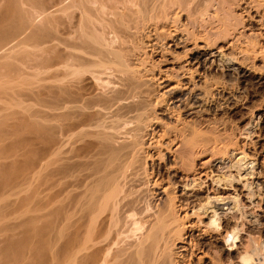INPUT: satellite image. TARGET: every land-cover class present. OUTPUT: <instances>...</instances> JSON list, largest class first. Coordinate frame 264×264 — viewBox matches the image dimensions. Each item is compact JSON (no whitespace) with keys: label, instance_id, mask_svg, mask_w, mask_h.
<instances>
[{"label":"rangeland","instance_id":"1","mask_svg":"<svg viewBox=\"0 0 264 264\" xmlns=\"http://www.w3.org/2000/svg\"><path fill=\"white\" fill-rule=\"evenodd\" d=\"M202 1L200 0V7H204L201 5L206 3V7L211 5L207 13L203 10V13L195 11L198 7L195 0L189 6L190 12H181L176 17L177 22L168 29L161 30L159 36H155L157 39L150 42L139 39L135 41L138 42L136 50L143 53L145 61L137 74L126 71L124 75V83L130 88L123 92V99L128 98L125 101L127 105L125 103L124 106H145V101L143 103L139 96L134 100L128 96H132L131 91L137 94L138 90L147 89V84L150 83L148 80L154 77L152 81H156L151 83L160 85L151 89L158 93L154 95L159 98L156 100L153 95L149 100L150 106L146 105L145 108L155 106L150 113L158 121L150 117L153 119L151 129L155 135L165 136L161 138V147L146 148L147 157L144 154L140 158V155L133 158L134 161L131 160L132 164L128 163L132 166L127 172L134 173L138 171L136 169H141L139 172L143 174L146 171L149 173L146 176L148 179L144 178L150 183L146 186L144 178H141L142 183L140 178V182H128L124 186L126 195H129L126 200H130V203L134 200L132 204L141 200L139 206L134 204L139 208L150 203L154 208L163 210L169 209L172 203L175 216L184 219L185 214H188V218L184 220L193 224L182 237L183 240H179L172 250L165 252V255L163 253L152 264H242L241 257L246 253L249 257L252 255L250 264H264V0H222L224 6L219 3L221 0H214L212 4V1ZM221 6L225 9L220 8ZM36 16L29 24L25 20L26 24L15 20L18 24L14 22V27H9L15 28V32L19 28H25V31L29 29L26 32L30 36H38L36 39L40 41L55 38L53 25L45 24L43 15ZM22 22L23 27L20 24ZM175 25L177 30L178 25L182 27L179 26L177 31ZM180 27L185 30L180 31ZM10 32L13 30L6 35L9 39L12 37ZM192 35H195V39H191ZM11 40L4 46L3 50L6 49L1 53L3 58L0 59L1 71L9 72L6 77H0V124L17 125L19 123L13 117L19 116L27 117L30 123H20L15 126L16 129H9L8 133L7 130L2 132L5 133V138L0 145L26 137L30 139L34 133L29 130L32 127L37 129L39 140L33 145L37 152L36 158L33 157L34 167L31 164L26 169L28 171L24 170L26 173L18 171L23 173L11 175L12 178L20 177L16 178L18 182L15 180L17 186L0 189V240L5 237L13 239L15 236V239L19 240L21 237L20 240L27 244V240L24 241L22 237L29 240L43 238L46 241L44 243H48L46 246L52 256V264L55 262L57 248L73 234V228L79 226V236H85L84 216L88 202L94 198L90 193L96 191L100 184L103 186L106 180L110 181L107 179L109 176L114 177L116 172L115 177L118 176L117 167L124 163V159L118 154L119 143L108 138L109 141L100 140L104 143L99 144V139H102L100 134V138L98 134L89 138L99 144L96 149L77 156L74 149L89 137L83 131L76 132L70 138L63 137L58 151L59 145L55 142L58 138L56 105L63 102L62 99H66L67 94L63 92L62 96L57 97L54 67L35 71L31 69L29 61H17L23 53L31 51L32 47H16V40L13 39V43ZM12 45L14 50L10 49ZM206 45H209L208 50L200 51L201 46ZM177 81L179 86L176 87L174 82ZM153 98L157 105L152 104ZM161 98L163 103L159 101ZM167 107L172 108V112ZM64 109L62 110L66 115L68 110L70 113V109ZM144 115L143 118L148 114ZM181 131L185 138L189 137L183 142L178 135ZM191 131L195 132L192 137L189 136ZM149 154L152 155L151 158L148 157ZM3 160L0 159V162ZM108 172L111 173L109 176ZM219 175L225 178L224 181L219 180ZM104 178L105 182L101 183ZM132 184L140 185L135 188ZM219 201L221 208L217 210V214L213 213L211 205ZM233 211L235 218L231 216ZM228 222L231 223L230 228L235 223L239 225L236 230L238 234L233 241L235 249L229 248L227 241L223 240L224 236L222 237L226 234L224 232ZM203 227L209 228L202 232L203 229L200 228ZM149 250L148 247L143 250L147 252L145 256L142 255L143 251L140 253L142 259L134 253L138 258L132 255L123 260V256L121 261L117 260V264L118 261L121 264L122 261L124 264H145L143 258L149 254L146 258L148 261L151 257L152 250Z\"/></svg>","mask_w":264,"mask_h":264},{"label":"bare ground","instance_id":"2","mask_svg":"<svg viewBox=\"0 0 264 264\" xmlns=\"http://www.w3.org/2000/svg\"><path fill=\"white\" fill-rule=\"evenodd\" d=\"M194 1L195 0H0V59L3 58L2 52L6 49L5 48L3 50L4 46L6 43L10 42L11 39L12 43L14 41L13 39L17 41H14V44H17L15 45L16 47H21L20 45L31 46V51L23 53V55L21 54L22 56L19 57L17 61L22 63L29 61L31 63V69H34L35 71L54 67L53 77L56 82L55 88L57 97L62 96L63 92H66L67 94L66 99L63 95L65 101L62 99L63 102H59L58 105H56L58 112L55 116V120L57 123L56 129L58 138L55 142L59 145L58 151L61 148L60 146L63 137L70 138L76 132L79 133L80 131H83L84 135H89V137L87 136L88 138L83 142V144H79L80 146L74 149V152H77L78 154L77 156L83 155L82 153L89 152L92 149H96L95 147L97 145V141L91 140L89 138L91 135L98 134V137L100 135L102 136V139H99V141L104 139L108 140L109 138L115 143H119L120 147L118 145L117 147L120 150L119 152H122H118V154H121L120 157L124 159V163L120 162L123 165H118L119 168L116 166L118 170V176L115 177L117 174L116 172V174H114L115 178L113 176L110 177L109 175L111 173L108 172L109 174L107 176H109L110 179H107L110 181L107 182L106 178H104L103 182L101 181V183H104L106 180L105 183L107 184L104 183L103 186L100 184L101 186L98 188L99 192L97 188L96 191L93 190L95 191L94 196L92 194V189H90L92 191L90 195L94 198L90 197L92 200L88 202L87 210L85 212L86 214L84 216L86 218L85 224L83 223L86 225L85 236L81 238L78 233L79 226H75L76 228H73V234L67 238V240L62 241L60 244L61 246L57 248L58 250L55 252V262L52 264H112V262L117 264V260L123 259L124 257L125 258L123 260H127L130 256H134V253L136 256L138 254L139 259L140 257L142 259V255L145 256L147 253L143 250H145L147 247L152 250V253L150 252L151 257L148 258L149 262L146 259L149 257V254L146 255L147 257L143 258V260L148 264H152L153 262H156L154 260L158 259V257H161L163 253L165 255V252L172 250V248L185 235L188 228L193 225L192 223H186L184 220L188 218V214H185L184 219L183 217L178 218L175 216V207H173L172 203L170 204L169 209H166L168 211L167 212L165 209L163 210L161 208H154L155 206H151L150 203L143 204V207L140 206V208L136 207L137 204V206H139L141 200L136 202L137 204L134 202L136 205L132 204L134 200H131L132 203H130V200H126L129 195H126V187L124 188V186H126L128 182H132V180L138 182L141 181L142 183L141 178H144L149 174L146 171L145 173L144 169V173L142 174V172H139L141 169L139 170L136 168L135 169L138 171L134 173L131 171V173L127 172L132 166H129L128 163L131 162L132 164V161H134L135 158L140 157V155V158H142L144 154V156H146V148L155 149L161 147V138L165 135H155L151 129V121L154 118H156V120L154 119L155 121H158L157 117L150 113L152 109H155V106L153 108L151 105V110L148 108L149 111L145 108L146 105L151 103L149 100L152 99L153 95L158 94L154 92V89H151L156 86L155 83H151L156 81L155 79L152 81L154 77L150 79L148 78V83L150 82L151 84L146 83L149 86L147 89H143L142 91L140 89L138 92L136 91L137 94H134V91H131V93H133L132 96H128L131 97L132 100H134L136 96V99H138L139 96V99H143V103L145 101V106L134 107L132 104L133 107H126L124 105L126 103V99L128 98L126 97L123 99L125 95L123 97L122 95L124 91H129L130 89L128 85H126L127 83H124V75L127 73L126 71H128L129 74L130 71L137 74L140 71L139 68L144 64L145 61L143 53H140V51L136 50V48H138L136 47L138 44V42H135L137 41L136 39L142 41L148 40V42L153 41L156 38L155 36L158 35L161 30L164 31V29H168L170 26L174 25L175 22H177L176 17L181 12H184L185 10L188 12L190 4ZM204 1H209V3L212 1L211 4L214 2V0H203L202 2L204 3ZM200 3V0H197L196 6L198 7L195 9L194 5L193 9H195L197 13L202 12V10L206 11L207 13L208 9L210 10L209 7H211V5L208 4L209 7H206V3V5H201L204 7H200ZM219 3H222V0ZM229 5L230 4H228V7ZM220 8L223 10L225 9L222 6ZM40 15L44 16L43 22L45 24H51V26L53 25L55 29L56 37L52 40L49 39V41H40V39H36L38 36H30V33L26 32L29 29H26L25 31V28H19V30L16 29L17 31L15 32V28H10L11 26L14 27L13 24L15 20H19V22L25 20L28 23L31 20L34 21V16L37 18ZM24 22L20 23L21 27H23L22 24ZM16 23L17 22H15V24ZM25 24L24 26L26 27ZM179 26L182 27V25H178V30ZM176 27L177 25H175V29ZM181 27L180 31L185 30L184 28L181 29ZM12 30L15 33L10 32L12 37L9 39L6 35H8L9 31ZM189 36L190 35H188V37ZM193 36L195 35H192L191 39H195ZM12 47H10V49L14 50L15 47ZM208 47L209 45L201 46L200 51L208 50ZM5 75H9V72H2L0 67V77ZM164 77H160V79L163 80ZM177 82H174L176 87L179 84V82ZM158 85L160 84L158 83ZM139 91L141 94H139ZM212 95L213 94H211V96ZM154 96H156V100L159 98L157 95ZM155 99L153 98L154 101L152 100L153 105H157ZM147 101L149 102L147 103ZM159 101L161 103L164 102L162 98L159 99ZM157 103L160 104L159 102ZM64 108L66 111L67 109H70V113H68V110L66 115L62 110ZM171 109L167 107L168 111H171ZM145 112L148 115L143 118L145 116L144 114H146ZM151 116L153 119L150 118ZM13 119H16L17 121H15L19 124L29 122L27 117L19 116L15 118L13 117ZM1 124L0 126H3V130L0 128V143L5 138V133L2 132H6L7 130L8 133L9 129L12 131L14 130L15 126L19 125H9V123ZM29 130L34 132L32 133L33 136L30 137V139H27L29 137H26L22 140L14 139L16 141L5 145H0V159L6 160L0 162V187H2L0 189H5L7 186H17V184H15V180L16 178L20 177L12 178L11 175L16 176V172L24 171L27 168L29 169V166L32 163H35V160L33 161V157L37 152L33 145L39 139L36 134L37 129L32 127ZM194 134V131L189 132L190 137H192ZM178 135L181 137L182 142L189 138H185V134L182 131L179 132ZM102 142L99 144H102ZM244 156L245 154L242 157ZM146 157H144V159ZM148 157L151 158L152 155L149 154ZM32 166L34 167V164H32ZM14 172L15 174H13ZM22 173L23 172L19 174ZM140 173L143 177L140 176ZM19 174L18 176H20ZM220 176L221 175L218 177L221 181V179L223 180L224 177L222 178ZM102 177L103 176H101V178ZM137 177L138 180H136ZM146 178H144L143 181L148 179ZM16 182L18 181L16 180ZM146 183L147 186L150 182L148 183L146 181ZM132 185H130V187H132ZM137 186L134 187L137 188ZM91 188L95 189V187H92V185ZM89 200L90 199H88V201ZM219 203L220 201L211 205V208L214 209L213 213H218L217 210L221 208L219 207ZM119 207L120 211H118ZM118 212H122L120 213L121 215L123 214L122 218ZM231 216L235 218L234 211L231 212ZM230 224L228 222V227L224 232V234H226L220 235H222V237L224 236L223 240L227 241L229 248L235 249L233 248V241L236 239V235L238 234L236 231L238 224L235 223V226L233 225L234 227L232 228H230ZM208 228L209 227H203L200 229H203L202 232H204ZM152 233H154V235ZM23 236H25V234ZM10 238L11 237H5L2 239L1 237L0 264H51V262H53L51 261L52 256L49 255V249H47L48 247L46 246L48 243H44L46 241H43V238L37 239L43 241L44 244L41 241H38L36 238H33L32 240L35 241L30 243L32 240L22 237L25 239L24 241L27 240V244L20 240L21 237L19 239L20 241L15 239V236L13 238L15 241ZM36 240L37 243H35ZM38 242H41V244H38ZM213 248H215V246H213ZM141 252L143 253L142 255H140ZM250 257L248 256V253L244 254V256L241 257V263L250 264ZM118 264L121 263L118 261ZM122 264H124L123 261Z\"/></svg>","mask_w":264,"mask_h":264}]
</instances>
